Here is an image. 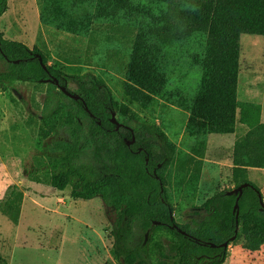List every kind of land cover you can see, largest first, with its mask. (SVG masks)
Masks as SVG:
<instances>
[{"label":"trees","instance_id":"trees-1","mask_svg":"<svg viewBox=\"0 0 264 264\" xmlns=\"http://www.w3.org/2000/svg\"><path fill=\"white\" fill-rule=\"evenodd\" d=\"M95 5L94 14H78L80 2ZM140 0H46L41 22L74 36L88 34L95 21L113 20L122 12L139 11ZM157 4L182 7L177 40L195 35L207 40L203 56L197 59L202 77L190 113L186 132L191 138L233 135L236 125H246L248 134L234 150V189L216 193L200 209L207 213L201 222L180 226L175 221L168 181L163 169L175 158V150L160 128L149 122L134 129L116 131L115 113L130 127L136 120L129 105L149 110L158 99H166L169 86L168 65L162 47L152 34L137 36L124 85L126 104L116 101L106 84L95 78L75 77L50 66L38 49L8 40L0 33V89L14 83L48 85L49 94L40 119V137L47 140L65 131L66 139L46 146L49 184L64 192L71 189L75 200L101 199L116 213L111 237L112 258L119 264H166L159 259H175L174 264H225L229 247L243 242L249 251L264 245V210L261 191L249 181L248 169H264V124L262 109L238 100L241 38L264 37V0H148ZM9 9V0H0V19ZM40 57L43 64L40 61ZM17 62V63H16ZM46 67V69L44 68ZM51 79L67 87L71 80L79 90H69L81 99L68 98ZM68 88V87H67ZM56 97L61 98L56 100ZM88 107L90 113L86 111ZM93 115V117H92ZM143 151L139 153V150ZM160 150L162 157L155 152ZM147 160H149L147 162ZM162 167V168H161ZM161 168V169H160ZM200 177L194 178L195 185ZM244 184L249 187L239 201L229 195ZM191 186L185 188L190 191ZM197 188L193 189L194 196ZM237 224L239 231L237 230ZM177 226L188 236L181 234ZM168 235V246L159 232ZM236 237L235 241L232 239ZM229 243L227 249L221 247ZM214 244L217 247L213 248Z\"/></svg>","mask_w":264,"mask_h":264},{"label":"rangeland","instance_id":"rangeland-1","mask_svg":"<svg viewBox=\"0 0 264 264\" xmlns=\"http://www.w3.org/2000/svg\"><path fill=\"white\" fill-rule=\"evenodd\" d=\"M45 1L9 0V9L0 19V33L30 49L38 48L50 66L70 76L106 84L120 103H127L124 85L137 36L150 33L162 47L168 65L167 98L158 99L146 111L129 105L138 118L129 121L130 128L149 122L168 137L175 158L163 174L175 221L180 226L203 221L207 213L200 209L202 205L216 193L234 189L232 152L222 144L209 145L208 137L195 139L186 132L190 117L186 106L197 96L202 77L197 59L205 52L206 38L195 35L177 40L173 30L179 26L182 7L148 0L135 3L139 11L95 21L88 34L74 36L42 24ZM79 5L80 16L94 14V3ZM241 63L243 76L250 64L252 74L264 75V37L242 36ZM67 87L76 92L79 83L71 80ZM52 92L46 84L14 83L0 89V264H119L111 256L116 213L99 198L75 200L71 189L60 192L48 182L46 146L67 137L65 131L44 141L40 137V119ZM116 118L121 123L126 120ZM155 154L162 157L160 150ZM197 175L200 180L195 185ZM159 235L168 246L167 233ZM243 244L229 247L225 264H264V245L249 251ZM158 260L175 263L172 257Z\"/></svg>","mask_w":264,"mask_h":264},{"label":"crops","instance_id":"crops-1","mask_svg":"<svg viewBox=\"0 0 264 264\" xmlns=\"http://www.w3.org/2000/svg\"><path fill=\"white\" fill-rule=\"evenodd\" d=\"M243 57V56H242ZM243 61V60H242ZM248 66L246 75L243 76L242 63L240 59V76H239V89L238 100L241 103L255 104L261 107V123L264 124V75L255 76V73H251L253 69ZM242 98V99H241ZM249 132V128L246 125H236V132L233 135H209L208 143L222 144L223 147H227L228 153L232 152L234 159V150L236 143L245 137ZM232 159L231 171L233 172L234 163ZM249 181L259 188L264 199V169L249 168L248 169ZM234 188V187H233Z\"/></svg>","mask_w":264,"mask_h":264},{"label":"water","instance_id":"water-1","mask_svg":"<svg viewBox=\"0 0 264 264\" xmlns=\"http://www.w3.org/2000/svg\"><path fill=\"white\" fill-rule=\"evenodd\" d=\"M0 48H1V41H0ZM40 61H41V63L43 64V61H42L41 57H40ZM16 63H17V62H16ZM44 68L46 69L45 66H44ZM50 82H51V83H54L55 86L58 87L59 91H61L62 93H64L68 98H71V99L76 100V101H79V100L81 99L79 96H76V95H74L73 93H71V92L68 90L67 87L62 86L58 80H56V79H51ZM86 111H87L88 113H90V111H89V109H88L87 106H86ZM92 117H93V115H92ZM112 124L116 126V131H119L121 128H124V127H125L126 129H128V130L133 134V140H132V142H128V146L131 147L132 145L135 144V142H136V138H135L134 131H133L130 127H126V126H124L123 124H121V123L117 120V118H116V114H115V113L113 114V117H112ZM142 151H143V150L140 149V150H139V153L142 152ZM148 161H149V160H147V162H148ZM248 187H249V184H244V185L240 186L239 188L233 190L231 193H229V195H234V194L239 195V196H238V199H237V202H236V206H235V213H236V215H237V218H238V215H239V201H240V198L242 197V195H243V193H244V189H246V188H248ZM260 199H261V204H262V207H263V210H264V199H263V196H262V195H260ZM175 228H176L181 234H183L184 236H188V234H187L186 232L182 231V230H181L180 228H178L177 226H175ZM238 231H239V228H238V224H237V230H236V232L238 233ZM235 240H236V237H234V238L232 239V241H235ZM228 246H229V243H225V244H223L221 247L227 249ZM211 247L216 248L217 246L214 245V244H212Z\"/></svg>","mask_w":264,"mask_h":264},{"label":"flooded vegetation","instance_id":"flooded-vegetation-1","mask_svg":"<svg viewBox=\"0 0 264 264\" xmlns=\"http://www.w3.org/2000/svg\"><path fill=\"white\" fill-rule=\"evenodd\" d=\"M128 130V129H127ZM175 227V226H174Z\"/></svg>","mask_w":264,"mask_h":264}]
</instances>
